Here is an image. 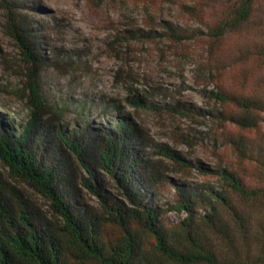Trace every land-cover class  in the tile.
Masks as SVG:
<instances>
[{
  "label": "trees",
  "instance_id": "16d2710c",
  "mask_svg": "<svg viewBox=\"0 0 264 264\" xmlns=\"http://www.w3.org/2000/svg\"><path fill=\"white\" fill-rule=\"evenodd\" d=\"M213 1L220 14L205 34L213 44L234 34L245 38L251 28L264 32V0ZM28 2L0 0L6 34L27 67L30 110L25 123L0 114V161L13 178L49 201L56 218L0 182V264H264L261 144L242 135L227 139L238 159L257 169L253 183L227 167L189 162L118 105L117 114L99 122L90 120L81 105L75 127L62 125L41 92L39 76L52 62L43 25L27 11ZM131 34L125 40L138 37ZM147 36L175 44L189 39L167 23ZM237 56L264 65V42L242 43ZM218 100L231 101L241 111L218 112L226 122L251 129L263 121L260 95L223 94ZM132 104L161 112L139 96ZM168 110L181 116L197 112L181 101ZM193 168L216 181L192 179ZM86 192L94 205L86 201ZM170 212L183 217L168 224Z\"/></svg>",
  "mask_w": 264,
  "mask_h": 264
},
{
  "label": "rangeland",
  "instance_id": "374dc122",
  "mask_svg": "<svg viewBox=\"0 0 264 264\" xmlns=\"http://www.w3.org/2000/svg\"><path fill=\"white\" fill-rule=\"evenodd\" d=\"M215 4L213 0H29L27 11L43 25L45 52L52 62L39 76L44 99L60 114L62 125L72 128L81 120V105H86L87 117L97 122L117 114L118 105L134 114L152 138L189 162L212 169L227 167L255 183L257 169L240 161L227 139L242 135L264 149V114L258 128L244 129L220 118L218 112L240 115L241 111L218 97H264V65L237 56L242 43L264 42V32L251 28L245 38L234 34L213 44L205 34L206 25L214 24L220 14ZM163 23L182 29L189 39L182 44L151 40L148 32L159 31ZM5 24L0 8V114L25 123L30 116L25 97L27 67ZM130 34L138 37L125 40ZM138 96L161 112L134 107L132 100ZM177 101L197 112L192 116L170 113ZM192 170L194 180L216 181ZM0 182L56 218L49 201L13 178L1 161ZM86 201L95 204L88 192ZM182 217L170 212L165 221L177 223Z\"/></svg>",
  "mask_w": 264,
  "mask_h": 264
}]
</instances>
